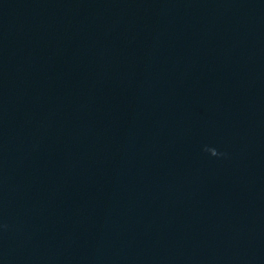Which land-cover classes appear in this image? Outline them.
<instances>
[{"label": "water", "instance_id": "obj_1", "mask_svg": "<svg viewBox=\"0 0 264 264\" xmlns=\"http://www.w3.org/2000/svg\"><path fill=\"white\" fill-rule=\"evenodd\" d=\"M0 264H264V0H0Z\"/></svg>", "mask_w": 264, "mask_h": 264}, {"label": "clouds", "instance_id": "obj_2", "mask_svg": "<svg viewBox=\"0 0 264 264\" xmlns=\"http://www.w3.org/2000/svg\"><path fill=\"white\" fill-rule=\"evenodd\" d=\"M204 151L208 152L211 156H220L222 153L218 152L217 149L205 146Z\"/></svg>", "mask_w": 264, "mask_h": 264}]
</instances>
